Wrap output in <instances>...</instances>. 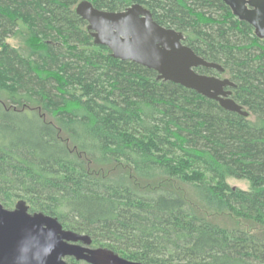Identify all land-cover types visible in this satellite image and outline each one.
Returning <instances> with one entry per match:
<instances>
[{"label":"trees","instance_id":"trees-1","mask_svg":"<svg viewBox=\"0 0 264 264\" xmlns=\"http://www.w3.org/2000/svg\"><path fill=\"white\" fill-rule=\"evenodd\" d=\"M81 1L107 12L138 4L181 32L223 69L195 71L235 84L248 117L112 58L75 14ZM19 25L20 49L6 42ZM174 181L264 227V40L253 28L221 0H0V204L23 201L141 264H264V236L195 212Z\"/></svg>","mask_w":264,"mask_h":264},{"label":"water","instance_id":"water-1","mask_svg":"<svg viewBox=\"0 0 264 264\" xmlns=\"http://www.w3.org/2000/svg\"><path fill=\"white\" fill-rule=\"evenodd\" d=\"M239 21L249 24L264 40V0H221ZM87 24L96 46L106 47L111 57L152 70L157 81L170 82L215 101L225 111L247 118L248 113L231 99L229 79L197 73V68L223 72L220 65L197 56L183 45L181 32L153 21L151 13L138 4L119 12L98 10L88 1L75 7ZM141 264L121 258L102 248H91V239L66 231L56 219L30 213L23 201L11 210L0 204V264Z\"/></svg>","mask_w":264,"mask_h":264},{"label":"rangeland","instance_id":"rangeland-1","mask_svg":"<svg viewBox=\"0 0 264 264\" xmlns=\"http://www.w3.org/2000/svg\"><path fill=\"white\" fill-rule=\"evenodd\" d=\"M25 32H26V28L22 25H19L17 35L8 38L6 42L12 47L19 49L23 48L22 46L25 40L23 35ZM221 78H224V76L222 75ZM227 182L231 187L239 188L241 190L248 189V184L245 181L229 179ZM169 187L177 191L179 194H181L182 197L185 198L187 202H189V204L191 205L192 209L195 212L200 213L209 220L214 221L215 223H218L223 227H234L237 229H241L243 231L253 232L258 236L260 235L264 236V227L258 226L257 224H253L246 220L232 219L233 217L227 214L211 210L213 208L209 206L200 197L198 190L196 189V187H194V185L187 184L181 181H174L169 184ZM66 261L68 262V259H66ZM79 264H85V263H79Z\"/></svg>","mask_w":264,"mask_h":264},{"label":"flooded vegetation","instance_id":"flooded-vegetation-1","mask_svg":"<svg viewBox=\"0 0 264 264\" xmlns=\"http://www.w3.org/2000/svg\"><path fill=\"white\" fill-rule=\"evenodd\" d=\"M204 75H206V74H204ZM208 76H210V75H208ZM214 77H217V78H219V79H223V78H220L219 76H214ZM229 90H231V89H229Z\"/></svg>","mask_w":264,"mask_h":264}]
</instances>
